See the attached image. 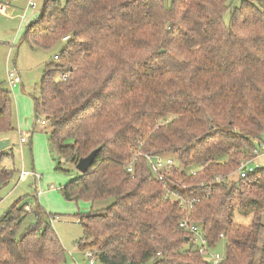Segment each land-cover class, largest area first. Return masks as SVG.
I'll return each instance as SVG.
<instances>
[{
  "label": "trees",
  "instance_id": "1",
  "mask_svg": "<svg viewBox=\"0 0 264 264\" xmlns=\"http://www.w3.org/2000/svg\"><path fill=\"white\" fill-rule=\"evenodd\" d=\"M67 36L45 65L34 117L59 161L75 167L98 149L60 189L91 207L79 250L100 264H208L178 229L186 218L212 251L223 244L220 264H264V168L237 176L264 134V0H44L22 41L49 51ZM12 119L0 88V139ZM4 155L0 187L12 179ZM146 155L178 166L159 182ZM177 196L198 202L185 212ZM33 199L30 212L17 202L0 218V264H66L54 215Z\"/></svg>",
  "mask_w": 264,
  "mask_h": 264
},
{
  "label": "rangeland",
  "instance_id": "2",
  "mask_svg": "<svg viewBox=\"0 0 264 264\" xmlns=\"http://www.w3.org/2000/svg\"><path fill=\"white\" fill-rule=\"evenodd\" d=\"M29 1L36 5L33 10L26 8ZM65 1L60 0L61 5H64ZM164 1L165 5L169 6L172 0ZM43 3L44 0H0V7H3L2 10L0 9V88L9 92L14 127V132L5 138L10 143L7 147L8 150L0 151V156L5 154L1 167L12 174L11 181L0 187V218L17 202L25 203L31 211L35 203L33 197L36 194V188L44 191V188L53 185L55 190L43 194L37 199V202L46 213L54 215L52 218L58 217L51 226L65 250L66 264H100L96 259L90 263L85 256L88 251L96 253L94 249L86 247L80 251L78 248L89 243V241H82L84 238L83 228L78 221L89 215L90 204L82 200L66 201L60 192L69 178L80 174L70 163L59 161L51 150L48 128L44 129L40 122H35L34 100L39 97L41 82L48 71L45 65L51 62L55 63L52 60L53 55H58L65 47V43L61 41L49 51H30L23 43L22 36L26 26L38 18ZM240 4L241 0H231L232 8L239 7ZM224 18L225 21H228L229 15L226 14ZM6 70H16L20 75L21 84L13 91L6 83ZM23 134L29 136L25 145L21 147L19 140L24 137ZM2 140L4 139H0V141ZM259 144L264 145V134L261 136V142L256 144L257 148H259ZM162 157L171 158L175 162L171 156L163 155ZM58 162L61 163L64 170H69V172L65 174L55 171ZM244 162H250L252 168L256 166L264 168V151L259 149L258 157L253 154L252 160ZM175 165L178 166L176 162ZM21 171L35 173L42 176V180L37 182L29 176L21 181L18 179ZM232 179L236 180V174ZM105 206L106 203H101L96 206V209ZM34 222V215L29 213L22 228L34 224ZM215 251L219 254L223 253V244Z\"/></svg>",
  "mask_w": 264,
  "mask_h": 264
},
{
  "label": "built area",
  "instance_id": "3",
  "mask_svg": "<svg viewBox=\"0 0 264 264\" xmlns=\"http://www.w3.org/2000/svg\"><path fill=\"white\" fill-rule=\"evenodd\" d=\"M36 7V5L32 2L29 1L27 4V9L33 10ZM2 10L3 7H0ZM68 40V36L64 37L61 39L62 42H66ZM58 59V55L53 56V61H56ZM5 80L10 88L18 86L21 83V78L19 73L16 70H6V75H5ZM40 122L41 127L46 126V122L43 121H38ZM37 122V123H38ZM24 137L20 138V144H25L26 139L28 135L23 134ZM259 149L264 151V145L259 144V148L256 147L254 150V156L258 157L259 156ZM140 154H136V156H139ZM145 161L147 163V166L149 170L151 171L152 175L154 178H156L159 182L164 183L165 182V177L168 176V173L171 171L172 168L175 166V162L171 158H163L162 156H151V155H146L144 156ZM258 169L256 166L255 168L251 167L250 162H243L238 171H237V176L239 179H244L246 178L249 174L255 172ZM127 172L131 173L132 172V166L127 167ZM32 177L35 181H39L41 179V176L36 175L35 173H29L25 171H21L19 174V180H24L26 177ZM50 189H54L53 186H50ZM41 190H36V196H39L41 194ZM177 201H178V206L180 209H182L185 212H190L193 209L194 203L198 202L197 199H187L183 196H177ZM26 211L30 210L29 206L25 207ZM58 217L51 218L50 223L52 224L55 220H57ZM178 229L185 232L187 235H189L192 243L193 249L202 257L204 258L208 264H220L224 260V253H217L216 251H212L209 248L208 242L205 239L202 229L199 225H195L192 222H190L188 219H183L179 222L178 224ZM222 238V236H219ZM85 256L89 259L90 263H93L96 258V254L88 251L85 253Z\"/></svg>",
  "mask_w": 264,
  "mask_h": 264
},
{
  "label": "water",
  "instance_id": "4",
  "mask_svg": "<svg viewBox=\"0 0 264 264\" xmlns=\"http://www.w3.org/2000/svg\"><path fill=\"white\" fill-rule=\"evenodd\" d=\"M8 146H9V140L8 139H4V140L0 141V151L5 150ZM97 152H98V149L92 151L85 158L80 159L75 165V170L79 174L85 175L88 172V170L91 168V165L94 161V158H95V155Z\"/></svg>",
  "mask_w": 264,
  "mask_h": 264
},
{
  "label": "crops",
  "instance_id": "5",
  "mask_svg": "<svg viewBox=\"0 0 264 264\" xmlns=\"http://www.w3.org/2000/svg\"><path fill=\"white\" fill-rule=\"evenodd\" d=\"M26 8H27V6H26ZM28 10V9H27ZM21 84V83H20ZM17 88V86L16 87H14V88H12V90L11 91H13V90H15ZM45 127L46 126H44V129H45ZM27 135V134H26ZM29 136V135H28ZM9 145H10V143H9ZM25 144H20L19 143V146H24ZM6 150H8V148H6L5 150H2L1 152H3V151H6ZM73 178H69L68 179V181H67V183L69 182V181H71ZM42 180V176H41V179H40V181ZM50 186H53V185H50ZM50 186L49 187H46V188H44L45 190L43 191V190H41L42 192H41V194L39 195V196H37V199H39L40 197H42L43 196V194H46V193H50V192H53L54 190H55V187H54V189H50ZM36 190H38V188H36Z\"/></svg>",
  "mask_w": 264,
  "mask_h": 264
}]
</instances>
